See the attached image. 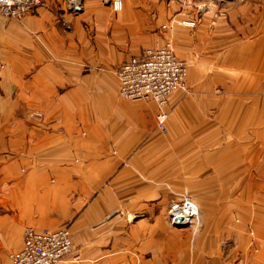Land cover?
<instances>
[{
    "label": "crops",
    "instance_id": "obj_1",
    "mask_svg": "<svg viewBox=\"0 0 264 264\" xmlns=\"http://www.w3.org/2000/svg\"><path fill=\"white\" fill-rule=\"evenodd\" d=\"M180 6L0 15V264L26 226L69 228L58 264H264V0L212 2L193 30L173 25ZM168 38L188 93L168 96L161 131L156 103L120 98L115 71ZM183 197L198 216L176 227L167 208Z\"/></svg>",
    "mask_w": 264,
    "mask_h": 264
},
{
    "label": "built area",
    "instance_id": "obj_2",
    "mask_svg": "<svg viewBox=\"0 0 264 264\" xmlns=\"http://www.w3.org/2000/svg\"><path fill=\"white\" fill-rule=\"evenodd\" d=\"M113 10H120L122 0H110ZM40 0H0V15L22 20L32 14ZM107 22L106 18L100 19ZM177 24L188 28L196 26L194 17L178 20ZM163 28H166L165 26ZM187 63L178 58L170 39L157 47L143 48L137 55L118 66L115 76L118 95L126 100H153L158 108L157 127L165 131L168 96L175 91L188 93L186 84ZM30 116L42 118L40 112H30ZM198 210L189 199L171 200L167 210L171 225H191L197 220ZM20 249L9 254L10 264H58L72 253L73 236L67 226L54 229H35L26 226L22 233Z\"/></svg>",
    "mask_w": 264,
    "mask_h": 264
},
{
    "label": "rangeland",
    "instance_id": "obj_3",
    "mask_svg": "<svg viewBox=\"0 0 264 264\" xmlns=\"http://www.w3.org/2000/svg\"><path fill=\"white\" fill-rule=\"evenodd\" d=\"M177 1H179L181 6L177 12L178 17L173 22V25L175 27L187 28L183 25L177 24V21L185 19L186 17H194L196 19V26L194 28H190L191 30L195 29L199 25L200 16L203 13H205V11H207L209 9L208 5L212 4V2L215 4H218V3H222L223 1H226L230 5H233V6L235 5V3L238 2V0H177ZM187 29H189V28H187ZM191 30H189V32H191ZM170 41L172 42L171 39H170ZM172 46H173V43H172ZM184 198H186V197H183L182 199H184ZM168 208H169V205H168ZM168 208H167V210H168Z\"/></svg>",
    "mask_w": 264,
    "mask_h": 264
},
{
    "label": "water",
    "instance_id": "obj_4",
    "mask_svg": "<svg viewBox=\"0 0 264 264\" xmlns=\"http://www.w3.org/2000/svg\"><path fill=\"white\" fill-rule=\"evenodd\" d=\"M187 224H177L176 227H185Z\"/></svg>",
    "mask_w": 264,
    "mask_h": 264
},
{
    "label": "bare ground",
    "instance_id": "obj_5",
    "mask_svg": "<svg viewBox=\"0 0 264 264\" xmlns=\"http://www.w3.org/2000/svg\"><path fill=\"white\" fill-rule=\"evenodd\" d=\"M195 204V203H194ZM196 205V204H195ZM198 208V207H197Z\"/></svg>",
    "mask_w": 264,
    "mask_h": 264
}]
</instances>
